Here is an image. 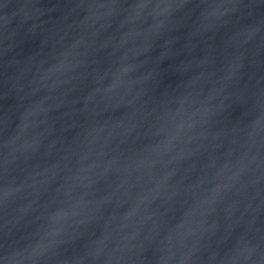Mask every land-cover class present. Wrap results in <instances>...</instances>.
<instances>
[{"label": "water", "instance_id": "1", "mask_svg": "<svg viewBox=\"0 0 264 264\" xmlns=\"http://www.w3.org/2000/svg\"><path fill=\"white\" fill-rule=\"evenodd\" d=\"M0 264H264V0H0Z\"/></svg>", "mask_w": 264, "mask_h": 264}]
</instances>
